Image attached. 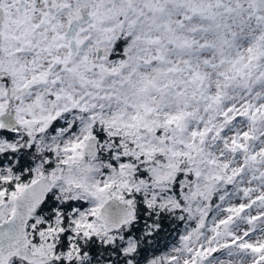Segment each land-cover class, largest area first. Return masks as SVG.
I'll return each mask as SVG.
<instances>
[{"label": "snow or ice", "instance_id": "1", "mask_svg": "<svg viewBox=\"0 0 264 264\" xmlns=\"http://www.w3.org/2000/svg\"><path fill=\"white\" fill-rule=\"evenodd\" d=\"M0 264H264V0H0Z\"/></svg>", "mask_w": 264, "mask_h": 264}]
</instances>
